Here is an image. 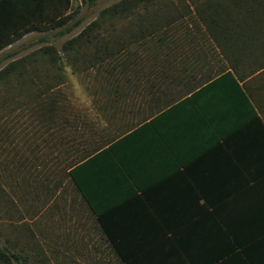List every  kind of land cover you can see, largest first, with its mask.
<instances>
[{
  "label": "crops",
  "instance_id": "crops-1",
  "mask_svg": "<svg viewBox=\"0 0 264 264\" xmlns=\"http://www.w3.org/2000/svg\"><path fill=\"white\" fill-rule=\"evenodd\" d=\"M164 92L112 100L114 137L67 169L77 264H264V68Z\"/></svg>",
  "mask_w": 264,
  "mask_h": 264
},
{
  "label": "trees",
  "instance_id": "trees-1",
  "mask_svg": "<svg viewBox=\"0 0 264 264\" xmlns=\"http://www.w3.org/2000/svg\"><path fill=\"white\" fill-rule=\"evenodd\" d=\"M69 7L70 0H0V52L31 32L69 34L80 24ZM37 55L44 60L31 59ZM31 56L0 60V151L11 154V163L29 128L68 138L64 131L72 121L59 88L68 74L93 73L105 106L141 85L168 91L161 96L165 106L227 67L245 74L263 69L264 0H117L60 48L44 46ZM35 137L34 154L40 148ZM113 137L105 132L89 145H71L66 168ZM30 165L18 164L27 169L23 180L35 176L37 166ZM20 258L9 247L0 250L2 264Z\"/></svg>",
  "mask_w": 264,
  "mask_h": 264
},
{
  "label": "rangeland",
  "instance_id": "rangeland-1",
  "mask_svg": "<svg viewBox=\"0 0 264 264\" xmlns=\"http://www.w3.org/2000/svg\"><path fill=\"white\" fill-rule=\"evenodd\" d=\"M115 1L70 0L67 12H75V18L80 20L72 32L63 36H57L55 30L28 33L0 52V60H5L1 65L9 60H25L44 46L60 48L66 39L94 20L100 9ZM33 58L44 60L38 55L31 56ZM94 83L93 73L68 74L59 87L61 102L65 104L66 114L72 121L64 131L67 139L60 140L58 134L51 136V132L34 134L29 128L23 133L26 137L20 134L18 143L22 151L19 156L16 155L15 162H10L11 154L0 151V250L5 251L9 247L16 251L21 260L15 264H77L83 259L76 253L80 245L78 238L81 239L90 226L85 225L87 221L78 215L80 209L76 203L79 198L68 180L66 160L71 145L82 142L89 145L97 141L100 132L109 128L108 122L121 116L113 113L115 107L109 108L115 102L105 106L98 100L104 89L94 86ZM144 88L141 85L137 90L126 89V92L138 96L141 90H146ZM135 99L138 101L139 98ZM34 135L38 137L40 146L35 154L31 139ZM68 140L73 141L68 143ZM23 152L24 156L21 155ZM19 163L37 166L31 169V174L35 173V176L23 180L21 175L27 169L23 167L19 170ZM83 262L88 264L90 258H84Z\"/></svg>",
  "mask_w": 264,
  "mask_h": 264
}]
</instances>
